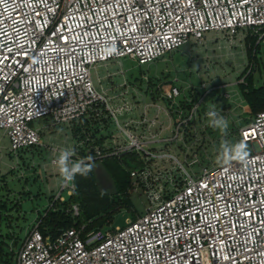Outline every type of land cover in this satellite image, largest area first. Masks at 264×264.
I'll use <instances>...</instances> for the list:
<instances>
[{
	"label": "built area",
	"instance_id": "built-area-1",
	"mask_svg": "<svg viewBox=\"0 0 264 264\" xmlns=\"http://www.w3.org/2000/svg\"><path fill=\"white\" fill-rule=\"evenodd\" d=\"M211 34L264 40V0H0V132L11 153L68 129L73 160L131 157L132 193L148 202L124 227L87 234L46 237L38 218L16 264H264V111L238 129L246 159L204 164L191 153L192 130L208 127L213 107L232 109L231 96L216 98L220 87L204 79L210 64L194 74L199 87L177 74L131 83L120 65L156 63ZM108 64L121 79L105 89L92 73ZM40 120L44 128L34 127ZM52 144L56 167L63 147ZM73 193L62 186L53 201Z\"/></svg>",
	"mask_w": 264,
	"mask_h": 264
},
{
	"label": "rangeland",
	"instance_id": "rangeland-1",
	"mask_svg": "<svg viewBox=\"0 0 264 264\" xmlns=\"http://www.w3.org/2000/svg\"><path fill=\"white\" fill-rule=\"evenodd\" d=\"M217 35L220 38L216 39ZM208 38H210V41L201 47H196L195 44L188 47L189 49L196 47L193 49V55L191 56L189 55L190 50L184 48L150 65L139 67L136 62L130 59L121 60L120 65L125 71L126 80L131 83L139 84L137 80L144 77L143 75L165 82L173 79L177 74L184 83L191 82L199 87L200 82L194 74L196 71L202 72L203 65L209 63L211 67L209 77L205 74L204 79L211 82L213 86L220 87L215 91L216 98L223 95L231 96V111L221 114L227 117L229 121V135L227 138L236 142L233 138V129L244 128L254 117L252 110L243 101L238 86L242 82V73L249 66L245 45L241 41L230 44L219 34L210 35ZM217 41H221V44H218ZM258 66L259 68L255 73V85L260 88L264 84V40L258 53ZM116 68L115 64H108L99 67L97 71H93V79L97 86L106 89L112 85L114 80L119 81L118 79H121V77L118 78ZM122 72H119V75ZM110 74L112 77H108ZM98 77L101 83H99ZM42 123L43 120L36 121L34 127H38ZM195 127L192 130L196 137L191 144V153L198 152L199 161L204 164L210 162V164L217 165L216 158L220 148V133L210 127L202 128L201 125ZM51 135L49 133V136ZM44 136L48 135L43 133ZM68 140H72V132L64 129L56 135V140L52 145L62 148ZM51 143L52 141L49 143L46 140L45 146L11 153L8 137L0 132V200L7 202L9 207H12L13 203H20L19 212L14 210L8 213L9 220L5 221L3 225V234L9 233L20 238L17 246H15L16 240L10 241L11 248L17 252V255L27 231L35 224L36 219L40 218V214L46 215L44 212L50 208L54 202L55 194L62 187L59 183L60 178L57 167L48 165L53 157V152L49 149ZM199 147H202L200 151H198ZM180 160H183L182 157H180ZM131 189L129 195L137 212L135 213L133 210L129 212L126 210L121 211L115 215L112 227H124L127 221H132L138 214L142 215L144 213V207L148 205L147 200L143 196L132 193ZM63 194L66 195V192L64 191ZM65 197L68 199L67 196ZM9 223L12 224V227H8Z\"/></svg>",
	"mask_w": 264,
	"mask_h": 264
},
{
	"label": "trees",
	"instance_id": "trees-1",
	"mask_svg": "<svg viewBox=\"0 0 264 264\" xmlns=\"http://www.w3.org/2000/svg\"><path fill=\"white\" fill-rule=\"evenodd\" d=\"M263 40L258 37L248 36L246 38V53L249 66L242 73L240 83V92L243 101L252 110L253 116L264 111V84L257 88L255 85V73L258 66V53ZM226 108H231L228 103ZM239 130L233 129V138L238 141ZM131 157L124 161L117 159H106L103 161H94V168L87 177H76V189L72 196L65 202H53L52 208H48L44 214H40V230L46 237H58L62 232L76 228H84V234L92 231H101L113 229L115 215L123 210L135 213L137 210L132 205V199L129 195L131 189L130 166ZM208 164V162H206ZM101 167L106 176L112 182V189L103 191L98 183L96 168ZM73 206L79 208V216L73 215ZM20 211V203H13L9 207L7 202L0 200V264H16L17 252L12 250L10 241H15L18 245L20 238L12 234H3V225L9 220L8 213L11 211ZM141 214L134 217L136 220ZM8 227H12L9 223ZM110 227V228H109Z\"/></svg>",
	"mask_w": 264,
	"mask_h": 264
},
{
	"label": "clouds",
	"instance_id": "clouds-1",
	"mask_svg": "<svg viewBox=\"0 0 264 264\" xmlns=\"http://www.w3.org/2000/svg\"><path fill=\"white\" fill-rule=\"evenodd\" d=\"M115 52V46H113ZM52 97L45 95V100ZM208 127L216 130L221 135L220 148L217 154L216 162L221 165H229L233 161H243L248 156L247 143L244 140L233 142L227 137L229 135V121L227 117L221 114L220 110L213 107L207 114ZM62 131V130H61ZM74 149L71 147L62 148L59 155L54 160L59 173V183L61 186H67L74 192L76 189V177H87L94 168V157L91 155L73 160Z\"/></svg>",
	"mask_w": 264,
	"mask_h": 264
},
{
	"label": "crops",
	"instance_id": "crops-1",
	"mask_svg": "<svg viewBox=\"0 0 264 264\" xmlns=\"http://www.w3.org/2000/svg\"><path fill=\"white\" fill-rule=\"evenodd\" d=\"M211 35H213V34H211ZM208 36H210V35H208ZM208 36H207V39H206V43L207 42H209L210 41V38H208ZM218 37L220 38V36H218L217 35V37H216V39H218ZM216 43V42H215ZM217 43L218 44H221V41H217ZM244 45H245V49H246V43H244ZM188 47H191V44L190 45H188V46H186V47H184V48H188ZM183 48V49H184ZM189 49V48H188ZM187 49V50H188ZM193 49H195V47H193V48H190L189 50H193ZM247 54V53H246ZM45 122H43L40 126H38V127H36V128H44V126H45ZM64 129H62V131H63ZM59 132H61V130H57V131H48V132H44L45 134H47L48 136H44L43 138H44V141H45V144H46V140L50 143V141H53V142H55V140H56V135L59 133ZM49 133L50 134H52L51 136H49ZM74 145V141H72V140H68L67 141V143L64 145V147L63 148H67V147H72Z\"/></svg>",
	"mask_w": 264,
	"mask_h": 264
},
{
	"label": "water",
	"instance_id": "water-1",
	"mask_svg": "<svg viewBox=\"0 0 264 264\" xmlns=\"http://www.w3.org/2000/svg\"><path fill=\"white\" fill-rule=\"evenodd\" d=\"M96 176L98 179V183L103 191L111 190L113 185L111 180L106 176L103 169L101 167L96 168Z\"/></svg>",
	"mask_w": 264,
	"mask_h": 264
}]
</instances>
